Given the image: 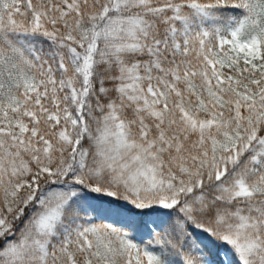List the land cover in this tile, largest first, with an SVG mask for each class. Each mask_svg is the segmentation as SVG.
<instances>
[{
    "label": "snow or ice",
    "instance_id": "obj_1",
    "mask_svg": "<svg viewBox=\"0 0 264 264\" xmlns=\"http://www.w3.org/2000/svg\"><path fill=\"white\" fill-rule=\"evenodd\" d=\"M0 264H264V0H0Z\"/></svg>",
    "mask_w": 264,
    "mask_h": 264
}]
</instances>
